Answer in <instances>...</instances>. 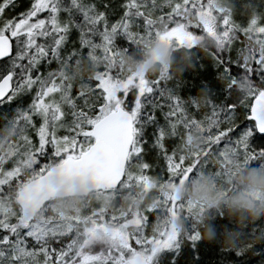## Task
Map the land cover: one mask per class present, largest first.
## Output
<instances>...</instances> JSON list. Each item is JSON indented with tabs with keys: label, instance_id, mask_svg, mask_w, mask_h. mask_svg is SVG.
I'll return each mask as SVG.
<instances>
[{
	"label": "snow or ice",
	"instance_id": "obj_1",
	"mask_svg": "<svg viewBox=\"0 0 264 264\" xmlns=\"http://www.w3.org/2000/svg\"><path fill=\"white\" fill-rule=\"evenodd\" d=\"M17 7L16 0H0V104L8 109L0 126L20 133L0 186L15 179L28 158L41 167L59 162L69 172L92 169L103 185L119 187L144 182L154 167L146 157L166 162L156 165L157 175L182 180L226 146L264 155V56L256 53L251 63L234 57L237 37L253 29L264 33V16L240 24L227 10L218 16L215 0H29L22 11ZM153 35L187 49L193 68L203 39L214 41L208 55L215 80L192 85L208 94L203 108L195 95H180L182 79L163 71L125 75L116 63L124 48L117 36L131 46ZM96 54L104 62L77 86L67 69ZM218 87L234 102L218 101ZM193 126L207 140L204 153L187 163L177 142ZM257 140L260 146H253ZM189 208L162 196L158 207L131 222L100 215L84 223L68 218L60 226L0 212V264H205L216 247L195 228L181 232L174 224ZM153 216L161 226L149 234ZM257 249L264 264V244ZM218 250L231 256L223 264H251L237 259L243 251Z\"/></svg>",
	"mask_w": 264,
	"mask_h": 264
},
{
	"label": "trees",
	"instance_id": "obj_2",
	"mask_svg": "<svg viewBox=\"0 0 264 264\" xmlns=\"http://www.w3.org/2000/svg\"><path fill=\"white\" fill-rule=\"evenodd\" d=\"M256 1H251V8H253V11L249 12L248 18L255 14L257 16H264V0ZM16 3L18 5L16 11H22L24 7L28 6L29 0H16ZM225 5L226 9L222 8L221 11H218V16H222L224 11L227 10L231 12L238 23L243 24L244 22H247V19L245 18L238 21L240 15L239 12L235 11L236 8H234L233 3L230 4L231 6L228 4ZM215 9H218V5L216 4L214 10ZM165 10L167 11V9ZM244 12L245 11L242 13L243 15L245 14ZM255 32L256 31L253 29L252 31L245 32L243 37L236 38L239 42L234 44L235 58H239L246 63H251L255 58L256 53L264 56L263 33L258 34ZM116 42L117 44H124V48L117 53L116 63L123 68L125 75L141 74L147 77H152L163 71L173 80L182 79L184 81V84L180 87L181 96L195 95L196 102L199 103L202 108L207 104L208 94L202 89L193 88L192 85H195L200 81L215 80L217 69L215 65H213L211 57L208 55V52L211 51L210 46L214 43L212 39L205 37L199 47L195 50L199 53L200 58L196 68H193L192 54L189 53L187 49L180 48L175 42L158 38L155 35L145 36L142 40L131 46L127 45L126 38L122 36H117ZM209 42H211L210 46ZM162 48H164L163 60V56L158 59L153 54L154 50ZM103 62V58L100 54H96L92 58L85 55L73 62L67 71L70 77L77 80V86H79V78H87L95 75L98 67ZM218 75L220 80L223 81V75ZM240 83L241 82H238V86ZM214 91L218 101L225 102L227 100V93H224L223 95L220 94L222 91L221 88L218 87ZM7 110L8 109L5 105L0 104V114ZM194 129L196 130L195 132H187L186 130L185 133L182 130L183 134L177 142L178 154L185 156V152L188 151L190 155V157H188L189 160L185 159L187 163H191V161L196 158L197 154L204 152L202 150L205 149V142L207 140V137L200 127L196 128L195 126ZM189 130H192V128ZM32 134L33 138L36 139L35 134ZM19 135V130L13 127L0 126V176H3L4 172L11 167L7 161L9 159L15 160L12 153ZM222 146L223 145L221 144V147ZM229 147L232 149L234 148L232 146ZM221 149L223 153L227 150V154L222 158V161L226 162L231 156V150H229L228 147H223ZM243 154L244 156L239 154L240 156L237 157L227 169L220 168V174L223 176L221 179L227 174L236 177L237 171L241 170V174H238L237 177V179L241 177L238 182L240 183L241 180L247 181L250 189L241 191V188L244 189L245 186H240L239 183L233 185L232 183L225 184L224 181L223 184L220 183L217 187V185L214 186L212 181L210 182L213 184L209 185L210 182L208 179L207 185H209L210 188L212 187V191H218L217 197H212L211 200L213 202L210 203L206 213H203L202 216H200L199 212L197 213V216L194 217L195 220L197 219L194 226H186L181 219L180 225L177 227V230L181 232L189 227L195 228L204 242L216 247V249H212L204 256L205 264H223L227 259H231V256L221 254L218 249L243 251L246 253V256L237 259H245L250 261L251 264H261V258L258 254L259 250L257 249L256 252H253L252 249L257 245L264 244V210L261 211L260 208H257V204L262 201H258V198L256 197V195L259 194L260 189L264 192V182H261L264 180V157L261 154L253 153V160L250 161L248 152L244 151ZM146 158H152L149 162L154 165L166 163L163 161L157 162L154 160V157ZM206 162H208L207 165L210 166L209 158ZM41 163H43V161H41ZM56 163L58 162H49L43 164V167H41L40 164L32 163L31 159L28 158L26 162L20 166L21 170L19 175L15 179L7 181L6 186H0V212L5 213L9 218L21 215L13 197L17 186L22 185L28 179L42 173L50 165ZM201 169H203V172L206 171L203 165H201L196 171V177H199ZM163 174L166 175V173ZM208 177L210 178V175ZM152 180V188L148 190L147 187H145L146 185H144L142 189H139L142 197L146 196L147 199L151 200L156 194L162 196L164 183L167 182L166 178H162V176L157 178L153 177ZM195 185L199 186L197 181H195ZM177 186L179 187L180 183ZM230 186L231 188L227 189V187ZM165 189L167 191L166 187ZM11 190H13L12 197H5L4 193L9 195ZM190 193L193 194V192ZM249 197H253L252 203L247 200ZM135 206H138V204ZM143 212H145V210ZM183 213L184 212L180 213V215H183ZM221 216L223 217V223L220 222ZM232 255H235V253H232Z\"/></svg>",
	"mask_w": 264,
	"mask_h": 264
},
{
	"label": "rangeland",
	"instance_id": "obj_3",
	"mask_svg": "<svg viewBox=\"0 0 264 264\" xmlns=\"http://www.w3.org/2000/svg\"><path fill=\"white\" fill-rule=\"evenodd\" d=\"M251 1L252 0H215V4L218 5V9L221 11L222 8L226 9L225 4H228L229 6H231L230 4L233 3L234 8H236L235 11L239 12L240 17H238L239 19L238 21H240L243 18L247 20L249 19L248 14L250 11L251 12L253 11V8H251L252 6ZM253 4H257V3H253ZM243 11H245L244 15L242 14ZM233 12H234V9H233ZM258 16L255 14L254 16H251V17H258ZM255 33L259 34V32L257 31ZM262 37L264 38V33L262 34ZM210 44L211 42H209V46ZM153 54L155 55L156 58L160 59L164 55V48L154 50ZM163 59H164V56L162 60ZM226 99L227 100L225 102L227 103L234 102L228 96V94H227ZM197 127L198 126H196V128ZM191 128L192 130L188 129L187 132L196 131L194 129L195 126ZM183 132L185 133L186 130H183ZM255 143L259 145L260 142L259 140H257L255 141ZM225 154L226 153L221 152L220 165H219V162H217V160L214 161L213 154L209 155V163L211 162L210 166L212 167V169L208 168L209 165H207V162L202 163L205 169L208 168L207 173L210 174L212 177L214 176V169L218 172V175H219L220 170H221L220 167L222 166V158L224 157ZM184 157L186 160H189L188 157H190V155L188 151L185 152ZM146 159L151 160L152 158H146ZM231 162H232L231 158H228L226 160V164H229ZM158 171H159V168L156 165H154L153 169L149 172L148 177L145 178L143 183H138V182L133 181L131 186H128L127 184H125L121 186L119 190L115 193L109 192L108 194H95L86 200L74 199V200H68L64 202H61V200L51 201L44 208H42L41 213L39 214L41 218L38 219L39 216H37L35 220L38 219L39 221L41 220L51 221L54 225L60 226V225H63L68 218L80 217L81 223H84L86 220L91 219L93 216H96L97 218H99L102 212H106L107 213L106 217H111L113 215H116L118 217L125 216L129 220V222H131L134 216L136 215L142 216L144 213L143 212L144 210L150 207H158L161 203V197L163 196V197H175L176 200L182 201L185 205L190 206L189 210L187 212H184V215H180L179 213L175 217L174 224H175L176 229L180 225L181 219H184V222H189L190 226H194L197 221V219L195 220L194 217L197 216V213L199 212L200 216H202L203 213H206L207 208L209 207L210 203L213 202L211 200L212 197L213 198L217 197L218 191L216 192L212 191L211 194H209V190H210L209 185H212L213 183L210 182L209 185L204 184L205 176L201 172H200L201 178H198V177L195 178L196 177L195 175L189 176L191 178L189 177L184 178L182 179V181L169 180L166 178L167 182L164 183V191L162 193V196H159L158 194H156L152 198V200L147 199L146 196L142 197L139 189H142L144 185H146L145 187H147L148 190L152 188L153 177L157 178L160 176L156 174ZM216 171H215V175H216ZM238 174H241V170L237 171L236 177H233L230 174H227L224 176L223 179H221L223 176H221L220 174L219 176L220 182H214V183L217 185V187L219 186L220 183L223 184V181L225 182V184H228V183H232V185L238 184L239 183L238 181H240L241 179V177L237 179ZM195 181H197L199 186L195 185ZM261 182H264V180H262ZM179 183H180V186L178 187L177 185H179ZM239 184L240 186L243 185L246 187V188L244 187V189L241 188V191L245 189H250V187H248L249 184L247 181L241 180ZM165 187L167 188V191ZM229 188H231V186L227 187V189ZM190 192H193L194 195L191 194ZM12 193H13V190L10 191L9 195H7V193H4V195L5 197L10 198V196L12 197ZM256 197L258 198V201H262L257 204V208L258 209L260 208L261 211H263L264 210V192H262V190L260 189L259 194L256 195ZM247 200L251 201L252 203L253 197H249L247 198ZM136 204H138V206H135ZM79 209H83L85 210V212L81 215L75 214V212ZM178 216L179 217L181 216V217L179 218ZM160 226H161V222L158 221V218L156 216H153L152 223L150 225L148 224L147 226V231L149 232V234H152L154 231L159 230ZM128 230L129 231L132 230L131 223H130Z\"/></svg>",
	"mask_w": 264,
	"mask_h": 264
},
{
	"label": "water",
	"instance_id": "obj_4",
	"mask_svg": "<svg viewBox=\"0 0 264 264\" xmlns=\"http://www.w3.org/2000/svg\"><path fill=\"white\" fill-rule=\"evenodd\" d=\"M111 188L115 186L103 185L98 174L92 169L69 172L60 164H56L21 187L17 192L16 203L23 210L33 212L53 197L84 196L95 190Z\"/></svg>",
	"mask_w": 264,
	"mask_h": 264
},
{
	"label": "flooded vegetation",
	"instance_id": "obj_5",
	"mask_svg": "<svg viewBox=\"0 0 264 264\" xmlns=\"http://www.w3.org/2000/svg\"><path fill=\"white\" fill-rule=\"evenodd\" d=\"M253 146H260V145H257V144H255L254 142H253ZM229 148V150H231V152H230V157L229 158H231L232 159V162L231 163H233L236 159H237V157H239L240 155H242V156H244V154H243V152H244V150H242V149H239L238 147H234L233 149L232 148H230L229 146H226L225 148ZM243 151V152H242ZM248 152V157L250 158V161H252L253 160V151L252 150H248L247 151ZM226 154H227V152H226ZM240 154V155H239ZM263 157H264V155H263ZM215 160H217V162H219V165H220V161H221V149L219 150V154H214V161ZM211 167V166H210ZM209 167V168H210ZM212 169V168H211ZM207 170V169H206ZM210 174H208V176H209ZM217 176V177H216ZM220 173H219V175H218V172L216 171V175H215V171H214V176L212 177L211 175H210V178L209 177H207V178H209V181H211L212 180V182H220ZM205 181H206V177H205ZM204 181V182H205ZM183 222H184V219H183ZM184 224L186 225V226H190L189 225V222H184Z\"/></svg>",
	"mask_w": 264,
	"mask_h": 264
}]
</instances>
